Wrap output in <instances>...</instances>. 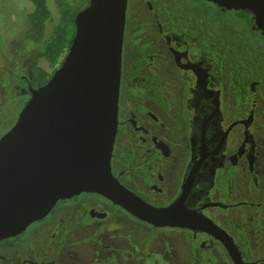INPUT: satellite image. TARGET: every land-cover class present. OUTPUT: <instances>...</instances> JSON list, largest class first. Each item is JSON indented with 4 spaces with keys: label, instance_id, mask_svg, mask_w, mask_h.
Masks as SVG:
<instances>
[{
    "label": "flooded vegetation",
    "instance_id": "1",
    "mask_svg": "<svg viewBox=\"0 0 264 264\" xmlns=\"http://www.w3.org/2000/svg\"><path fill=\"white\" fill-rule=\"evenodd\" d=\"M181 2H127L110 168L145 203L179 202L200 222L154 227L82 193L0 241V264H264V34L250 13L254 39L237 11ZM19 80L28 99L38 86Z\"/></svg>",
    "mask_w": 264,
    "mask_h": 264
},
{
    "label": "water",
    "instance_id": "2",
    "mask_svg": "<svg viewBox=\"0 0 264 264\" xmlns=\"http://www.w3.org/2000/svg\"><path fill=\"white\" fill-rule=\"evenodd\" d=\"M207 1L249 12L264 34V0ZM127 2L88 0L75 14L60 66L43 85L29 88L14 124L0 137V241L24 233L59 200L82 193L99 195L154 227L195 229L200 222L179 202L164 208L145 203L111 173Z\"/></svg>",
    "mask_w": 264,
    "mask_h": 264
},
{
    "label": "rangeland",
    "instance_id": "3",
    "mask_svg": "<svg viewBox=\"0 0 264 264\" xmlns=\"http://www.w3.org/2000/svg\"><path fill=\"white\" fill-rule=\"evenodd\" d=\"M173 1L174 5L181 7V0ZM46 3L52 12L53 22L51 21L46 26L45 39L50 34L52 27L57 24L60 19L57 1L46 0ZM191 4L200 11L203 12L206 10V12L209 13L208 10L210 9L207 7L210 4L205 0H191ZM81 8L82 7H79V9ZM32 9V4L27 0H0V137L14 124L19 111L28 100L25 96L20 94L16 95V90L13 85L22 84L19 82V76L24 75L29 79L31 77V81L33 85H35L34 81H40L36 77L34 79L36 71H44L46 74L53 73V69L50 68L49 63L40 56L43 43L35 45L26 39V29L28 28L26 17ZM170 12L175 14V10L172 6ZM229 15V18L234 19L233 14L231 15L229 13ZM228 24L230 25L228 29L233 30V35L231 37H233L235 41V52L246 53L247 50L240 44L241 42L238 41L239 39H237V30L242 27V25L233 23L232 26L230 22ZM241 35L249 37V34L244 35L242 33ZM251 50L254 52L253 47ZM248 53H250V50ZM64 56L65 54H63L61 60H63ZM59 62H56L53 67L54 69L60 66Z\"/></svg>",
    "mask_w": 264,
    "mask_h": 264
},
{
    "label": "trees",
    "instance_id": "4",
    "mask_svg": "<svg viewBox=\"0 0 264 264\" xmlns=\"http://www.w3.org/2000/svg\"><path fill=\"white\" fill-rule=\"evenodd\" d=\"M27 1L32 4L33 9L26 17L28 25L26 29V39L35 45L43 43L40 56L49 63L50 68L53 69L52 72H54V65L61 60L63 54L66 53L71 44L75 32V14L80 10L79 7L84 8L88 4V0H56L60 19L59 22L52 27L46 39L44 38L46 26L51 21L53 22L52 12L49 6H47L46 0ZM233 15L236 21L242 22L244 27L248 29L246 32L253 38V32L249 30V26L252 23L249 12L240 10L233 12ZM241 45L245 46V44ZM246 46L248 49L249 46L252 47V44ZM60 62H62V60ZM50 76L51 74H46L44 71H36L34 79L36 77L40 81H34L35 86L43 85Z\"/></svg>",
    "mask_w": 264,
    "mask_h": 264
}]
</instances>
